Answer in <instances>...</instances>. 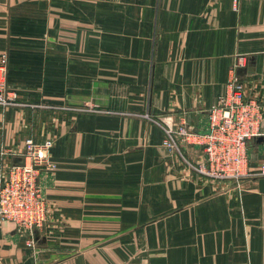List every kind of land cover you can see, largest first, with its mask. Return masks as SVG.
<instances>
[{
    "label": "crops",
    "instance_id": "1",
    "mask_svg": "<svg viewBox=\"0 0 264 264\" xmlns=\"http://www.w3.org/2000/svg\"><path fill=\"white\" fill-rule=\"evenodd\" d=\"M1 58L0 180L26 137L51 138L55 211L36 249L2 223L0 264H264V117L240 180L161 147L165 122L206 132L234 76L264 113V0H0Z\"/></svg>",
    "mask_w": 264,
    "mask_h": 264
},
{
    "label": "built area",
    "instance_id": "2",
    "mask_svg": "<svg viewBox=\"0 0 264 264\" xmlns=\"http://www.w3.org/2000/svg\"><path fill=\"white\" fill-rule=\"evenodd\" d=\"M0 61V104L9 105L17 94L7 91L4 58ZM244 61L239 58L236 67L243 66ZM263 117L260 101L247 96L243 82L234 76L209 108L206 132L197 134L184 125L173 126V123L165 122L163 145L169 149L177 144L198 145L204 154L198 166L201 174L217 179H238L247 175L243 170L248 160L247 142L262 134ZM52 145L51 138L37 141L28 136L24 139L22 154L28 162L12 164L7 175L0 180L1 218L12 217L20 223L17 213L29 210L28 200H32L34 208L44 210L38 172L43 164L54 166L49 158ZM261 167L257 177L264 176V162Z\"/></svg>",
    "mask_w": 264,
    "mask_h": 264
},
{
    "label": "rangeland",
    "instance_id": "3",
    "mask_svg": "<svg viewBox=\"0 0 264 264\" xmlns=\"http://www.w3.org/2000/svg\"><path fill=\"white\" fill-rule=\"evenodd\" d=\"M6 76L7 75H6V68H5V81H6ZM7 91L12 92L11 90H8V89H7ZM11 102H12V104H10V105H13V104L17 103V100L15 99ZM46 104H48V103H46ZM165 137H166V134H165ZM190 144L195 145L193 143L184 144V145L186 146V145H190ZM184 145L177 144V146L175 148L169 149L163 145V141H162L161 147L165 148L164 150H165L167 156H169V158H171L172 160H176V159L181 160L184 164H186L187 166H191V168L195 169V171L197 173L201 174L198 171L200 159L197 161H192L191 158H188L185 155V152H186L185 149L182 148ZM198 148H200V147H198ZM200 151L202 152L201 155L203 158L204 154H203V150L201 148H200ZM22 152H23V150H22ZM248 160H249V157H248ZM248 160L245 162L243 170H245L247 172V174L250 175L249 171H248ZM263 162L261 163L260 169L258 170V172H256L254 175H257L258 173H260V170L262 168L261 166H262ZM15 164H18V163H15ZM201 175H203V174H201ZM204 176H206V175H204ZM206 177H209V176H206ZM210 178H213V177H210ZM240 179H241V177L238 179H235V180H240ZM39 184H40V182H39ZM40 188H41V185H40ZM40 194H41L42 200L45 204V208L43 211H41L40 208H37V209L34 208L32 200H28L27 202L29 203V210H25L24 212L17 213V218H20V223H18L16 220L14 221L12 217L3 219L0 216V229L3 226L2 223L11 222L14 225V229H15L16 233H18L21 236V238L23 239L24 245L29 249H36L37 248L36 242H38V238L41 236V234L44 233L41 231L44 230L45 223H46L48 217H50V215H53V212L55 211V210H50V208L48 207L49 206L48 200L46 199L44 192L42 191V188L40 189ZM60 227L62 228L63 225L58 226L59 229H60ZM0 243L2 244L3 242L0 241ZM3 244H5L4 246H8V243L4 242Z\"/></svg>",
    "mask_w": 264,
    "mask_h": 264
},
{
    "label": "water",
    "instance_id": "4",
    "mask_svg": "<svg viewBox=\"0 0 264 264\" xmlns=\"http://www.w3.org/2000/svg\"><path fill=\"white\" fill-rule=\"evenodd\" d=\"M258 187L260 191L264 192V176L258 178Z\"/></svg>",
    "mask_w": 264,
    "mask_h": 264
}]
</instances>
